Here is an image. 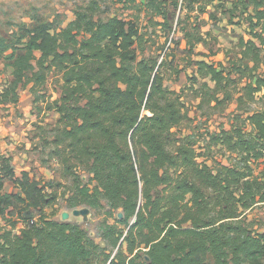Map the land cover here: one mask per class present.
<instances>
[{
    "label": "trees",
    "instance_id": "16d2710c",
    "mask_svg": "<svg viewBox=\"0 0 264 264\" xmlns=\"http://www.w3.org/2000/svg\"><path fill=\"white\" fill-rule=\"evenodd\" d=\"M156 1L148 3L167 20V2ZM96 10L78 9L62 28L35 18L13 41L0 37V55L13 52L0 110L19 102V89L40 93L51 75L60 77L61 97L47 103L59 114L53 154L73 178L69 208L105 202L107 215H117L116 225L101 226L118 250L106 264H264V231L248 218L264 204V173L257 172L264 161V0H237L227 11L247 25L249 39H239L236 54L225 63L197 62L195 82L215 84L212 95L200 87L201 105L236 107L229 129L199 136L175 131L188 120L182 97L165 87L158 61L143 56L139 26L96 19ZM185 38L190 51L204 41L188 32ZM216 152L228 153V161ZM79 167L89 182L75 173ZM8 179L19 194H3ZM47 188L54 184L27 172L18 177L12 158L0 155V215L19 207L26 220L19 233L0 234V264H95L105 248L79 225L43 213L57 202ZM35 210L40 217L28 220L24 214Z\"/></svg>",
    "mask_w": 264,
    "mask_h": 264
},
{
    "label": "rangeland",
    "instance_id": "374dc122",
    "mask_svg": "<svg viewBox=\"0 0 264 264\" xmlns=\"http://www.w3.org/2000/svg\"><path fill=\"white\" fill-rule=\"evenodd\" d=\"M150 0H0V37L9 41L15 39V33L24 24L31 25L35 18L59 23V28L66 27L73 19L74 13L81 8L96 7V19L107 20L117 16L125 21L135 22L143 34V56L153 57L161 65L160 71L164 77L166 88L181 95L188 120L175 130L181 136L206 135L218 133L222 128L229 129L230 114L236 107L232 105L225 111H212L208 106H202L198 97L200 87L205 84V92L210 95L215 90V84L209 79L195 82L198 77L197 62L211 63L226 62L230 53H237V44L241 37L249 39L246 34V24L236 23L242 18L232 17L230 11L237 0H165L163 7L167 20L148 3ZM162 0H157L156 5ZM173 2V4H172ZM96 3V5H93ZM232 22H235L233 24ZM190 37L201 36L204 41L196 44L193 51L188 48L186 33ZM21 51L16 54L19 55ZM141 54V51H139ZM13 52L0 55V93L6 84L13 79L11 56ZM230 55V56H229ZM142 56H140L141 58ZM31 86L19 89V102L4 104L0 110V155L12 158V164L18 177L23 172L42 185L54 184L57 202L54 206L43 211L48 217L62 221L61 215L75 209L69 208L68 200L73 196V178L63 175L59 159L53 154L52 144L59 114L49 111L47 103L61 97L60 77L51 75L45 88L40 93H32ZM203 139V138H201ZM216 159L226 163L228 153L216 152ZM257 172L264 173V161ZM85 183L90 175L83 167L75 170ZM96 184L92 183L93 188ZM19 194L11 180L4 181L3 194ZM104 207L94 209L88 205L76 209H90L87 222L83 218L71 216L69 223L77 224L86 230L90 237L104 252L95 259V264H106L109 254L115 257L117 249L112 248L102 238L101 226L105 223L116 225L117 215L108 216L110 208L103 202ZM19 207H13L0 215V234L14 229L19 233L25 227L26 221L19 218ZM42 214L35 210L24 214L28 220L37 221ZM249 221L257 232L264 231V204L248 211ZM121 229V226H118ZM126 231V229L124 230ZM212 262V261H211Z\"/></svg>",
    "mask_w": 264,
    "mask_h": 264
},
{
    "label": "water",
    "instance_id": "95a60500",
    "mask_svg": "<svg viewBox=\"0 0 264 264\" xmlns=\"http://www.w3.org/2000/svg\"><path fill=\"white\" fill-rule=\"evenodd\" d=\"M90 209L88 208H83V209H75L72 213V215L69 212H64L61 215V219L63 222H69V220L71 219V216L75 217V218H83L84 222H87L89 220V216H90ZM119 219L123 218V213H120L118 215Z\"/></svg>",
    "mask_w": 264,
    "mask_h": 264
}]
</instances>
